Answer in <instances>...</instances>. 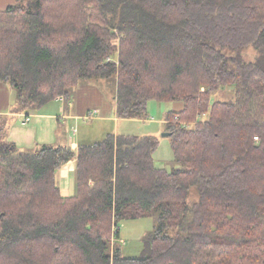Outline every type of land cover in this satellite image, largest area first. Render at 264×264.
Segmentation results:
<instances>
[{"label":"trees","instance_id":"obj_1","mask_svg":"<svg viewBox=\"0 0 264 264\" xmlns=\"http://www.w3.org/2000/svg\"><path fill=\"white\" fill-rule=\"evenodd\" d=\"M100 79L114 80L119 118H148L150 101L181 105L165 116L177 165H156L154 135L22 150L0 125V264H264V0L0 10V83L17 90V110L70 102ZM228 88L234 100L212 101ZM72 161L65 196L57 174ZM154 214L142 252L125 255L118 223Z\"/></svg>","mask_w":264,"mask_h":264},{"label":"crops","instance_id":"obj_2","mask_svg":"<svg viewBox=\"0 0 264 264\" xmlns=\"http://www.w3.org/2000/svg\"><path fill=\"white\" fill-rule=\"evenodd\" d=\"M15 0H0V10L5 9ZM98 82H85L74 91V96L70 102H64L60 108H50V104L41 111L26 112L29 122L25 123L23 110H17V104L11 87L6 83H0V125L4 127L8 141H14L22 150H34L40 144L67 145L73 149L79 146L92 144L103 140L110 133L107 132L101 140L97 135L86 134L81 136L80 127L73 132L69 128V120L86 118L90 112L103 113L102 118L114 117L113 128L121 124L116 114V104L108 98L104 88ZM15 108V110H14ZM181 108L178 102L168 112ZM167 112V113H168ZM115 113V114H113ZM109 115V116H108ZM111 115V116H110ZM33 118V120H32ZM61 119H65L62 121ZM12 120V122L10 121ZM98 120V119H97ZM101 120V119H99ZM165 124V119H164ZM81 126V125H80ZM118 134V133H115ZM147 135H154L149 133ZM157 137V136H156ZM6 139V140H7ZM76 162L72 161L64 166L57 174L58 184L65 196H72L76 192Z\"/></svg>","mask_w":264,"mask_h":264},{"label":"rangeland","instance_id":"obj_3","mask_svg":"<svg viewBox=\"0 0 264 264\" xmlns=\"http://www.w3.org/2000/svg\"><path fill=\"white\" fill-rule=\"evenodd\" d=\"M245 53V57L250 58L249 60H253L255 51L251 49H247ZM98 82L99 86L104 88L108 98L111 102H115V85L113 79H100ZM13 91L14 99L16 104H18L17 93L15 89L11 87ZM235 92L233 89H225L222 91L216 92L213 95L212 101L215 100H234ZM174 103L172 101L169 102H160V101H150L148 104L149 117L146 119H137V118H120L118 119L121 124L116 126L114 129L109 131V128H113L115 118L108 117L103 119L101 112L94 111V115L86 118L72 119L69 120V128L71 130L76 131L80 127L81 136L86 134L97 135L99 140L104 136L107 132H115V133H123V134H133V135H147L149 133H154L155 136L160 140L159 147L154 153L155 163L158 166L164 167L168 170L172 169L177 165L174 157V152L171 144V138L169 136H164V132H168L165 130L164 119L167 112L174 107ZM50 106L48 109H52L54 107L60 108L64 105L62 101H54L49 103ZM15 110V108H14ZM23 115H27L26 112H33V110L27 109ZM115 114V113H113ZM109 116V115H108ZM111 116V115H110ZM27 116H25L26 118ZM24 118V121H25ZM98 119V120H97ZM101 119V120H99ZM33 120V118H32ZM64 121L65 119H61ZM12 122V120H10ZM29 122V121H28ZM26 122V123H28ZM81 125V126H80ZM74 128H76L74 130ZM9 133L5 134L7 136ZM8 140V139H7ZM64 195V194H63ZM157 214L146 216L138 219H128L123 220L118 223V227L120 230V240L119 244L122 247V250L125 255H138L142 252L144 248V238L153 230L157 223ZM115 225H113L114 231ZM116 228L115 231L116 232Z\"/></svg>","mask_w":264,"mask_h":264},{"label":"built area","instance_id":"obj_4","mask_svg":"<svg viewBox=\"0 0 264 264\" xmlns=\"http://www.w3.org/2000/svg\"><path fill=\"white\" fill-rule=\"evenodd\" d=\"M93 115H94V112H91V113H89L87 116H88V117H91V116H93ZM29 119H30L29 117H26L24 122H25V123L28 122ZM255 138L258 139V137H255Z\"/></svg>","mask_w":264,"mask_h":264},{"label":"water","instance_id":"obj_5","mask_svg":"<svg viewBox=\"0 0 264 264\" xmlns=\"http://www.w3.org/2000/svg\"><path fill=\"white\" fill-rule=\"evenodd\" d=\"M172 133L171 132H164L163 135L164 136H170Z\"/></svg>","mask_w":264,"mask_h":264},{"label":"bare ground","instance_id":"obj_6","mask_svg":"<svg viewBox=\"0 0 264 264\" xmlns=\"http://www.w3.org/2000/svg\"><path fill=\"white\" fill-rule=\"evenodd\" d=\"M59 99V98H58Z\"/></svg>","mask_w":264,"mask_h":264}]
</instances>
